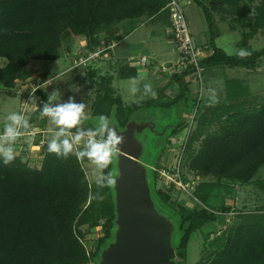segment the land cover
<instances>
[{"label":"trees","instance_id":"1","mask_svg":"<svg viewBox=\"0 0 264 264\" xmlns=\"http://www.w3.org/2000/svg\"><path fill=\"white\" fill-rule=\"evenodd\" d=\"M169 1L0 0V58L7 60L0 66V82L13 94L17 82L30 78L28 67L32 61L59 59L64 41L72 37H85L88 49L96 51L101 46L99 34L125 20L161 16L170 26V13L166 9ZM193 1L204 13L207 45L214 51L202 60L201 66L257 71L264 62V48L249 51L245 57L228 54L216 44L220 33L212 10L201 0ZM225 1L237 7L240 1L247 5L256 0ZM258 10L257 19L250 25L252 31L242 35L238 47L247 49L249 41L264 28V8ZM123 72L121 76L125 75ZM190 73L186 70L172 75L171 80L180 90L174 102L185 103L190 96V83L186 80ZM89 76L93 79V75ZM113 80L112 75L102 78L104 92L93 104V116H114L116 125L125 129L132 121L133 107L124 103L121 94L115 95ZM37 95L43 103L32 113L30 125L48 118L41 117L39 112L52 95L44 89H39ZM226 97L229 103L221 114L200 120L196 132L190 134L184 159L188 160V169L197 175L214 177L219 182L249 184L264 167V103L251 104L246 80L228 81ZM141 103L149 104H135ZM185 124L182 121L174 127L172 134L182 130ZM214 124L217 127L209 130ZM200 137L199 148L195 150L194 144ZM40 141L41 138L36 143L43 150L40 168L30 167L16 155L7 165L0 162V264H89L91 261L98 264L101 252L114 240L117 227L114 184L98 187L96 182L91 183L82 165L89 161L87 158L77 159L71 153L66 158L57 156L48 152V142L40 145ZM162 156L159 152L149 164L150 187L157 209L178 221L179 237L174 247L178 264H185L192 235L230 209H214L208 202L209 195L203 193L197 195L204 206L191 210L172 198L174 186L168 190L158 188ZM113 168L111 161L103 172L114 175ZM184 181L188 180L184 178ZM260 184L264 186V180ZM242 218L241 224L218 237L217 251L196 264H264V210L244 213ZM83 226L102 227L92 253L87 252L83 243L87 234Z\"/></svg>","mask_w":264,"mask_h":264},{"label":"rangeland","instance_id":"2","mask_svg":"<svg viewBox=\"0 0 264 264\" xmlns=\"http://www.w3.org/2000/svg\"><path fill=\"white\" fill-rule=\"evenodd\" d=\"M185 1L189 2L185 7V12L195 43L207 44L209 42L208 25L201 7L193 0ZM201 1L210 7L215 16L220 33L218 40L220 47H224L227 53L233 55H236L238 50L244 49L238 47L237 43L242 39L244 33L252 31L250 25H253L251 23L255 22V18L257 19L258 8H264V0H256L247 5L240 1L237 7L225 0ZM168 32V20H165V17L150 19L145 16L139 19L125 20L100 33L101 46L96 51L88 49L85 37L66 39L61 48L59 59L55 61L35 60L30 63L28 67L31 73L29 81L17 82L13 94H10L0 84V134L3 133L5 123L8 122L6 117L12 112L23 115L27 113L25 117L28 120L31 119L32 110L37 109L35 103L39 100L37 98L39 95L36 93L31 94V98L30 93H27L32 84L44 89L48 94L55 93L57 98L51 101L52 104L66 103L69 99H73L77 103H84L86 105L85 117L79 127L85 130L87 127H94L99 116H93V104L98 95L104 92L102 78L112 75L114 80L111 86L115 89V95L121 94L124 103L133 107L132 121L139 126L148 124L154 126L136 133L137 140L143 146L141 161L150 167L149 164L156 160L159 152H162L161 167L173 169L181 152L176 146L174 149L167 146L169 138H175L180 142L185 140L186 129L189 126L187 116L196 110L192 132H196L200 120H208L214 115L221 114L223 107L229 103L226 97L228 81L232 79L246 80L250 86L251 104L254 106L264 103V62L257 71L223 66L204 69L202 78H193L194 74H190L186 77L190 83V96L185 103L174 102V98L180 90L171 77L177 70L174 64L178 55ZM263 48L264 28L258 30L255 37L249 41V47L244 50L249 52ZM144 58L146 61L143 60ZM6 62V59L0 58V66H4ZM133 64L138 66L137 76H145V80L139 81V91L135 95L129 92L130 77L123 78L119 73L120 68L124 66L130 68V65ZM124 73L129 76L125 70ZM89 75H93V79ZM145 82L152 83L153 89L157 93L155 97L144 94L143 83ZM209 88L216 90L217 102L214 104L209 103ZM199 99L201 102L198 103ZM28 100L32 102V107L24 111ZM137 102H149V104H135ZM108 118L115 127L114 116ZM182 121L186 122L183 129L172 134V129L180 125ZM216 125L209 127V130H214ZM42 128H45L47 133L38 134ZM56 128L57 126L52 124L48 117L28 129H21L23 134L14 142L15 155L20 156L30 167L40 168L43 150L39 147L36 148V143L40 135L44 137L41 139L48 142L53 137ZM33 137L36 139L34 140ZM200 139L202 138L200 137L199 141L197 140L194 144L195 150L199 148ZM82 147L83 144L75 146L76 149ZM112 163L114 164L113 176L116 178L118 176L117 154ZM82 165L91 183H94L96 177L103 171L97 169L91 161L83 162ZM182 172L184 178L195 180L197 186L193 195L175 187L171 195L179 204H183L191 210L201 208L204 203L198 195L206 193L209 195L208 202L214 209L220 211L224 208L230 209L225 215L222 214L216 222L206 225L192 235L188 244V256L184 263L196 264L203 259L210 258L212 253L217 251L218 237H223L232 227L241 224L244 213L264 210V186L260 184V181L264 180V167L258 171L249 184L232 183L227 180L219 182L214 177L197 175L188 169L187 158L182 159ZM165 182L162 177L158 176L157 187L170 189L171 187L166 186L168 184ZM202 186L204 189H201ZM173 222L175 224L173 233L175 244L179 237V224L177 220ZM82 229L87 233L83 238L85 248L88 253H92L102 235V227L83 226ZM89 264H95V262L91 261Z\"/></svg>","mask_w":264,"mask_h":264},{"label":"water","instance_id":"3","mask_svg":"<svg viewBox=\"0 0 264 264\" xmlns=\"http://www.w3.org/2000/svg\"><path fill=\"white\" fill-rule=\"evenodd\" d=\"M152 124L133 121L125 129L118 146V176L113 185L116 203L114 240L101 252L98 264H178L173 233L175 224L156 206L150 187L149 166L141 161L142 143L136 133Z\"/></svg>","mask_w":264,"mask_h":264},{"label":"clouds","instance_id":"4","mask_svg":"<svg viewBox=\"0 0 264 264\" xmlns=\"http://www.w3.org/2000/svg\"><path fill=\"white\" fill-rule=\"evenodd\" d=\"M240 57H245L249 53L240 49L237 53ZM145 80L144 75L130 77L129 92L135 95L138 91V83ZM143 92L145 95L155 97L156 91L151 82L143 83ZM209 103L217 102L216 90L208 89ZM54 93L49 97L48 103H45L40 109L41 117H49L51 123L56 125L53 137L48 141L47 150L55 153L57 156L63 155L65 158L71 153L77 159L87 158L97 169L103 170L111 163L119 151L118 146L123 141V136L118 134V130L113 127L107 116L101 114L94 127H87L86 130L78 125L82 124L85 117L84 103H77L69 99L66 103L52 104L56 100ZM8 121L4 125L3 133L0 134V162L7 165L15 159L14 142L23 133L21 129L30 127L28 119L22 114L12 112L6 117ZM71 129H76L75 132ZM83 144V147L76 149V145ZM95 182L98 187H106L115 183L113 175L101 171L96 177Z\"/></svg>","mask_w":264,"mask_h":264},{"label":"built area","instance_id":"5","mask_svg":"<svg viewBox=\"0 0 264 264\" xmlns=\"http://www.w3.org/2000/svg\"><path fill=\"white\" fill-rule=\"evenodd\" d=\"M188 4L189 2L185 0H170L166 7V9H168L170 13L171 23L170 26H168V33L171 36L172 42L175 44L178 55L174 67L177 69L176 73H182L186 70H190V74H194L193 78H202V72L204 71V68L201 66V62L203 59L212 55L214 51L207 44L199 45L195 43L185 12V7ZM143 60L146 61V58H144ZM26 81L28 82L29 80ZM39 89L41 88L32 84L31 89L29 88V91L27 92L30 93V98L31 94H37V91ZM37 98H39V100L35 104L38 108V105L40 103H43V100L40 96H38ZM29 100L27 101V105L24 106V111H27L29 108L32 107V102ZM35 110H32V112H34ZM196 111L190 116H187L189 126L186 129L185 140L180 142L177 141V139L175 138L171 139V137L168 140L167 146L169 148L174 149V147L176 146L181 152L180 156L177 157V163L175 162L173 169L165 167L158 170L159 176L162 177L164 182L166 181V184H168L166 186H174L176 187V189L184 191L189 195H193L195 193L197 185L196 181L193 179L188 180L187 182L184 181L182 172V159H184V153L187 146L188 138L193 129V122L195 121ZM26 114L24 113V116H26ZM45 143V140L41 139L40 145H44Z\"/></svg>","mask_w":264,"mask_h":264},{"label":"crops","instance_id":"6","mask_svg":"<svg viewBox=\"0 0 264 264\" xmlns=\"http://www.w3.org/2000/svg\"><path fill=\"white\" fill-rule=\"evenodd\" d=\"M169 34V33H168ZM170 36V35H169ZM220 37V36H219ZM219 37L216 39V44H217V46L218 47H220V45L218 44V40H219ZM170 38V37H169ZM238 44V43H237ZM220 48H222V47H220ZM222 49H224V47L222 48ZM225 50V49H224ZM226 51V50H225ZM229 54V53H228ZM231 55H233V54H231ZM123 67V66H122ZM137 67L138 66H135V64H133V65H130V68H126V66H124L123 68H120V72L119 73H121L122 71H124L125 70V72H128L129 73V75L130 76H125V75H123V78L124 77H127V78H129V77H134V76H137L138 75V73H137ZM135 69V70H134ZM133 72H135L136 73V75H134L133 76ZM123 74H125L124 72H123ZM0 84L1 85H3L1 82H0ZM3 88H4V86H3ZM163 88V87H162ZM5 90H7L6 88H4ZM164 89H165V87H164ZM8 91V90H7ZM37 123H33V124H31L30 126H32V125H36ZM30 129H32V128H30ZM47 130L45 129V128H42V129H40V133H38V134H42L43 132H46ZM47 133V132H46ZM40 138H44L42 135H40L39 136V138L38 139H40ZM33 139H34V137H33ZM36 139V138H35ZM36 148H42L41 146H35Z\"/></svg>","mask_w":264,"mask_h":264}]
</instances>
